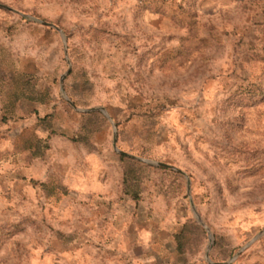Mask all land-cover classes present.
I'll return each instance as SVG.
<instances>
[{
  "label": "rangeland",
  "instance_id": "374dc122",
  "mask_svg": "<svg viewBox=\"0 0 264 264\" xmlns=\"http://www.w3.org/2000/svg\"><path fill=\"white\" fill-rule=\"evenodd\" d=\"M262 231L264 0H0V264H264Z\"/></svg>",
  "mask_w": 264,
  "mask_h": 264
},
{
  "label": "trees",
  "instance_id": "16d2710c",
  "mask_svg": "<svg viewBox=\"0 0 264 264\" xmlns=\"http://www.w3.org/2000/svg\"><path fill=\"white\" fill-rule=\"evenodd\" d=\"M35 93H32V95H28L25 97V99L28 100H34L35 99ZM120 160H125L128 162V165L124 168L123 171V187H124V194L130 196L133 200H137L139 195V182L137 178V163L133 162L130 159H126L125 157H120Z\"/></svg>",
  "mask_w": 264,
  "mask_h": 264
},
{
  "label": "water",
  "instance_id": "95a60500",
  "mask_svg": "<svg viewBox=\"0 0 264 264\" xmlns=\"http://www.w3.org/2000/svg\"><path fill=\"white\" fill-rule=\"evenodd\" d=\"M42 24H43V25H47V24H45V23H42ZM64 50L66 51L65 45H64ZM70 105L72 106V108H73L74 110L79 111V110H78V109H77L72 103H70ZM88 111L91 112V111H94V109H91V110H88ZM88 111H87V112H88ZM100 111H101L106 117H108L107 114H106V112L104 111V109H100ZM113 128H114V132H113V140H112V148H113V150H114L116 153H118L119 155H121V156H126V157H130V158H133V159H134V157H132V156H130V155H128V154H126V153H124V152L118 150V148H117V146H116V131H115V126H114V125H113ZM135 159H136V158H135ZM144 162L147 163V164H149V165H151V166H156V167H161V168L170 169V170H173V171H176V172L182 174L179 170L175 169L174 167L169 166V165H166V164H163V163H160V162H154V161H144ZM263 233H264V231H262V232L260 233V235L263 234ZM260 235H259V236H260Z\"/></svg>",
  "mask_w": 264,
  "mask_h": 264
}]
</instances>
